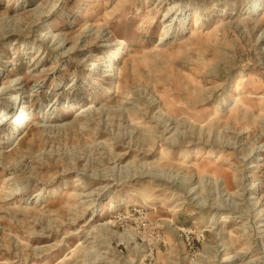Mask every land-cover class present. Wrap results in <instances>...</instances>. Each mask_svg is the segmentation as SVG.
<instances>
[{
    "label": "rangeland",
    "instance_id": "374dc122",
    "mask_svg": "<svg viewBox=\"0 0 264 264\" xmlns=\"http://www.w3.org/2000/svg\"><path fill=\"white\" fill-rule=\"evenodd\" d=\"M0 264H264V0H0Z\"/></svg>",
    "mask_w": 264,
    "mask_h": 264
},
{
    "label": "bare ground",
    "instance_id": "6f19581e",
    "mask_svg": "<svg viewBox=\"0 0 264 264\" xmlns=\"http://www.w3.org/2000/svg\"><path fill=\"white\" fill-rule=\"evenodd\" d=\"M256 9H257V8H256ZM43 34H44V33H43ZM166 34H167V32H164L163 35L160 37V40H161V39H164V38L166 37V36H165ZM40 35H41V34H40ZM47 36H48V35H47ZM42 39H43V38H42ZM55 43H57V42H55ZM61 45H62V42L58 44V46H61ZM94 68H95V67H94ZM95 69H96V68H95ZM5 114H6V113H5ZM22 118H27V119H28L29 117L23 115ZM1 124H3V123H1ZM20 127L25 128V127H26V124H21ZM17 128H18V127H17ZM20 134H21V133H19V135H17V136H13L12 138H14V139H18V138L20 137ZM79 245H80V242L77 241V242L75 243V247H78ZM227 260H228V258H225V259H224V261H227Z\"/></svg>",
    "mask_w": 264,
    "mask_h": 264
}]
</instances>
